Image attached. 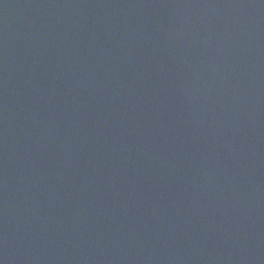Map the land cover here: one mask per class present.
Listing matches in <instances>:
<instances>
[{"label": "water", "instance_id": "95a60500", "mask_svg": "<svg viewBox=\"0 0 264 264\" xmlns=\"http://www.w3.org/2000/svg\"><path fill=\"white\" fill-rule=\"evenodd\" d=\"M0 264H264V0H0Z\"/></svg>", "mask_w": 264, "mask_h": 264}]
</instances>
